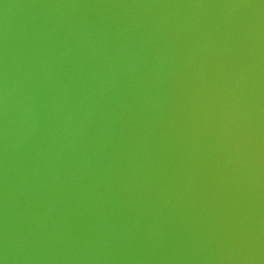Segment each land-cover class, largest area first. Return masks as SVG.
Masks as SVG:
<instances>
[{
    "label": "water",
    "instance_id": "obj_1",
    "mask_svg": "<svg viewBox=\"0 0 264 264\" xmlns=\"http://www.w3.org/2000/svg\"><path fill=\"white\" fill-rule=\"evenodd\" d=\"M0 264H264V0H0Z\"/></svg>",
    "mask_w": 264,
    "mask_h": 264
}]
</instances>
